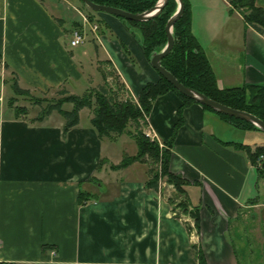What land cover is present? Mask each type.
Masks as SVG:
<instances>
[{
	"label": "crops",
	"instance_id": "crops-1",
	"mask_svg": "<svg viewBox=\"0 0 264 264\" xmlns=\"http://www.w3.org/2000/svg\"><path fill=\"white\" fill-rule=\"evenodd\" d=\"M188 1L191 32L218 86L263 84L264 37L230 13L227 0ZM256 4L264 7V0ZM80 13L89 10L62 0H0V264H198L193 244L208 264H241L231 233L240 240L251 232L239 220L264 206V179L235 143L264 144L263 131L237 128L198 102L183 108L168 165L186 181L190 206L197 207L195 228L192 217L173 215L171 185L145 187V163L110 168L124 156L115 144L132 138H99L89 109L66 133L57 112L41 121L31 119L34 113L14 114L12 76L33 94L58 87L76 94L73 88L101 83V62L108 60L134 98L158 80L140 35L119 17L94 13L105 26L100 40L91 34L70 47ZM181 103L172 91L153 101L148 126L160 142L171 136ZM80 190L95 197L79 204Z\"/></svg>",
	"mask_w": 264,
	"mask_h": 264
},
{
	"label": "trees",
	"instance_id": "trees-1",
	"mask_svg": "<svg viewBox=\"0 0 264 264\" xmlns=\"http://www.w3.org/2000/svg\"><path fill=\"white\" fill-rule=\"evenodd\" d=\"M80 1L82 2V0ZM91 1L97 4L121 8L128 12L139 13L150 9L157 0ZM183 2V13L172 26L174 43L169 53L161 59L162 66L171 72L183 85L193 88L226 106L247 111L264 122V83L220 88L205 52L191 32L190 3L188 0H183ZM227 2L230 13L238 12L245 25L264 37V7L257 5L256 0H227ZM176 7L175 0H168L159 14L149 20L138 22L120 18L132 30L133 28L139 29L141 46L147 59H149L153 51H159L165 45L167 41L165 25L176 10ZM89 10V13H87L88 19L91 22L98 23V31L103 30V24L93 15L97 11H93L90 8ZM75 26H80V22L76 23ZM122 47L131 62H134L128 50L123 45ZM105 64L110 66V62L108 60L101 62L100 73L102 82L94 87L87 88L82 94L69 93L65 88L58 87L55 89L57 96L50 98L39 97L29 89L20 87L16 76H12L9 81L13 96L9 98V105L13 107V112L16 116L33 112L36 115L31 119L38 121L43 120L52 112L59 113L64 120L63 133H66L79 123L81 109H89L91 125L99 138L114 139L117 136L126 134L136 143L137 150L135 154H125L119 163L110 164V168H124L134 161L145 163L147 165L145 187L159 190L160 182L165 185H171L174 188V192H171L167 199L171 204L173 215L177 218H182L183 215L192 217L194 227L197 228V207L190 206L184 189L186 181L179 174L170 172L168 165L170 146L179 126L183 122L182 110L188 103L197 101L180 93L160 74L156 82H147L135 99L130 93H127L128 90L125 85L118 80L119 77L114 72V68L111 66V69L107 71L105 68L107 65ZM111 76H113V81L109 82L108 77ZM168 91L177 94L182 103L177 109L178 119L174 124L171 136L167 141L162 142V146H160L158 141L150 140L144 135L142 127L147 123L145 117L149 115L153 101ZM18 96L23 97L24 100H31L34 110L31 112L27 105L16 104ZM65 104H70V108H64ZM201 106L206 110L217 113L221 118L231 122L237 128L259 130L246 120L216 112L203 104ZM130 125L131 128H128ZM235 146L244 149L248 153L251 162L256 168L257 177L264 179V163L260 167L256 164L257 157L260 154L264 155V144L256 145L254 148L241 143H235ZM94 197L92 193L80 190L78 203L82 204ZM185 225L189 231L192 229L186 221ZM193 247L197 254L198 264H208L201 250L197 249L196 244H193Z\"/></svg>",
	"mask_w": 264,
	"mask_h": 264
},
{
	"label": "water",
	"instance_id": "water-1",
	"mask_svg": "<svg viewBox=\"0 0 264 264\" xmlns=\"http://www.w3.org/2000/svg\"><path fill=\"white\" fill-rule=\"evenodd\" d=\"M167 1L168 0H157L155 5L152 6L150 9L145 10L143 12H139V13H132V12L123 10L121 8H117V7H113V6H109L105 4H97L91 0H82V2L93 11L104 12V13L111 14L119 18H123L125 20H132V21H138V22L146 21V20H149L157 16L159 12L165 6ZM175 1L177 4L176 10L169 17L165 25L167 41L165 45L159 51H153L152 54L150 55L148 60L151 66L155 68L160 75H162L165 79H167L174 86V88H176L183 95L197 101L200 104H203V105H206L212 108L216 112H219V113H222L228 116H232L235 118H239L242 120H246L252 123L260 131L264 132V122L258 117H256L255 115L247 111H244V110H239L236 108L226 106L218 101H215L207 97L203 93L193 88L183 85L181 82L177 80V78L171 72H169L166 68L162 66L161 59L169 53L174 43L172 26L175 23V21L181 16L184 10L183 0H175ZM172 191H174V188L172 189Z\"/></svg>",
	"mask_w": 264,
	"mask_h": 264
},
{
	"label": "rangeland",
	"instance_id": "rangeland-1",
	"mask_svg": "<svg viewBox=\"0 0 264 264\" xmlns=\"http://www.w3.org/2000/svg\"><path fill=\"white\" fill-rule=\"evenodd\" d=\"M69 3L74 5V6H76L78 4H82V6H84L85 9L89 10V8L87 6H85L80 0H70ZM199 15H200V12L198 11L197 16H199ZM102 26H103L102 27L103 30H105L104 24ZM135 30H136L135 32H137L140 35L139 29L135 28ZM202 43L205 47H207L206 45L208 42H204L202 40ZM105 68L107 71L109 69H111V67L109 65H107ZM114 72H115V70H114ZM118 80H120V79H118ZM108 81L112 82L113 76L108 77ZM83 91L84 90H81L80 86L73 88V92L76 94H82ZM127 93H130V91L128 90ZM36 96L50 98L52 96H57V94H56V91L54 89V90H50V91L43 93V94H41V93L37 94ZM16 104H25V105H27V108L29 109V111L32 112L34 110L32 107L33 104L31 103V100H28V99L24 100L23 97H21V96H18V100H17ZM70 106L71 105H69V104H65L64 108L68 109V108H70ZM35 110H37V109H35ZM86 113H88V109L83 108L82 113H81L83 118L85 117ZM128 128H131V125ZM115 146H116V151L123 152L124 155L125 154L131 155L132 153L136 152V150H137L136 143L134 142L133 139H131L129 142H127L125 144H122L121 146L116 145V144H115ZM263 183H264V180H263ZM260 193L264 195V190L262 189ZM239 223L242 225L245 224L246 227L251 228V232L248 234L244 231L242 233H240V236H239V237H241L240 240H237V238H233L232 233H231V238L234 239L233 241L237 245L236 250H237V255H238L240 263L241 264H264V206L262 205L259 207L252 208L251 212L248 214V217H246L245 219L241 218L239 220ZM246 236L249 237V241H248V239L244 241Z\"/></svg>",
	"mask_w": 264,
	"mask_h": 264
},
{
	"label": "built area",
	"instance_id": "built-area-1",
	"mask_svg": "<svg viewBox=\"0 0 264 264\" xmlns=\"http://www.w3.org/2000/svg\"><path fill=\"white\" fill-rule=\"evenodd\" d=\"M64 2H69L70 0H62ZM81 15V22L80 26H74L70 33L68 38V44L70 47H77L80 45H83L88 38V35L93 34L94 39L99 41L100 35L98 33V23L97 22H91L87 15L80 13ZM3 61L0 58V68H3ZM146 119V125L142 127V131L144 132V135L148 137L150 140H156L159 142V145L162 146V142H160L157 138V135L151 128L148 126V116L145 117ZM264 163V155L260 154L256 159L257 166H261ZM165 184L160 182L159 187L164 186Z\"/></svg>",
	"mask_w": 264,
	"mask_h": 264
}]
</instances>
